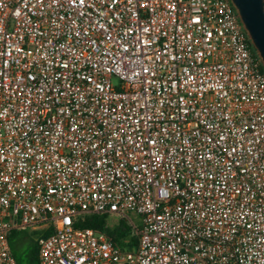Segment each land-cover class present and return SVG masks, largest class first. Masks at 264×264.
Segmentation results:
<instances>
[{"label":"built area","instance_id":"1","mask_svg":"<svg viewBox=\"0 0 264 264\" xmlns=\"http://www.w3.org/2000/svg\"><path fill=\"white\" fill-rule=\"evenodd\" d=\"M252 46L231 0H0V264H264Z\"/></svg>","mask_w":264,"mask_h":264},{"label":"trees","instance_id":"2","mask_svg":"<svg viewBox=\"0 0 264 264\" xmlns=\"http://www.w3.org/2000/svg\"><path fill=\"white\" fill-rule=\"evenodd\" d=\"M252 48H253L254 55L259 59V61L261 63V65H260L261 71L264 73V66L262 65V62H261L260 58L258 57V54H257V52L253 46H252ZM108 217H109V215H106V214L86 215L85 217H83L80 220V222L77 224V226L81 227V228H93L95 230H99L101 232H104L105 234H107V236H109L111 239H113L116 244H118L122 247H129L130 249L136 248L138 246V236L131 237V239L128 243L125 242V240L133 232V226L128 221V219L121 217L119 223L116 226L109 227L108 226ZM44 234L47 235V233H44ZM41 235H42V233H41ZM13 236H15V235L13 234ZM10 239H11V236H10ZM20 242H22L21 239H19L18 243H20ZM15 245H16V242L12 241L11 246H12L13 250L15 248ZM29 256H30L32 264H39V248L37 245V241H34V240L32 241V249L30 250Z\"/></svg>","mask_w":264,"mask_h":264},{"label":"water","instance_id":"3","mask_svg":"<svg viewBox=\"0 0 264 264\" xmlns=\"http://www.w3.org/2000/svg\"><path fill=\"white\" fill-rule=\"evenodd\" d=\"M264 66V0H231Z\"/></svg>","mask_w":264,"mask_h":264},{"label":"rangeland","instance_id":"4","mask_svg":"<svg viewBox=\"0 0 264 264\" xmlns=\"http://www.w3.org/2000/svg\"><path fill=\"white\" fill-rule=\"evenodd\" d=\"M255 49V48H254ZM257 52V51H256ZM115 84H118L119 81L118 79L114 78L113 79ZM121 217L117 215H112L108 217V226L113 227L116 226ZM134 222H136L138 225L139 223V218L137 216H134ZM42 231L37 229L35 230L34 227L28 226V227H22L18 230H16L13 234L11 235V243L12 241L16 242L15 248L13 250V254L19 264H32L31 259H30V250L32 249V241H36L37 238L41 235ZM138 236L136 233V229L133 228L132 234L125 240L126 243H128L131 239V237ZM19 239L22 240V242H19ZM18 243V244H17Z\"/></svg>","mask_w":264,"mask_h":264},{"label":"snow or ice","instance_id":"5","mask_svg":"<svg viewBox=\"0 0 264 264\" xmlns=\"http://www.w3.org/2000/svg\"><path fill=\"white\" fill-rule=\"evenodd\" d=\"M80 3L82 4L83 3V0H80Z\"/></svg>","mask_w":264,"mask_h":264}]
</instances>
